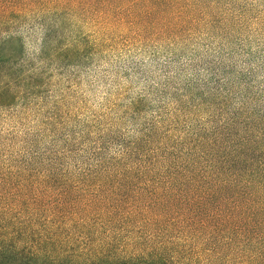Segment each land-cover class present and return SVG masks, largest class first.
I'll return each instance as SVG.
<instances>
[{
    "label": "rangeland",
    "instance_id": "1",
    "mask_svg": "<svg viewBox=\"0 0 264 264\" xmlns=\"http://www.w3.org/2000/svg\"><path fill=\"white\" fill-rule=\"evenodd\" d=\"M11 1L32 8L15 33L39 84L0 106V190L81 207L110 165L125 184L111 190L145 196L187 162L234 199L264 197V0Z\"/></svg>",
    "mask_w": 264,
    "mask_h": 264
},
{
    "label": "trees",
    "instance_id": "2",
    "mask_svg": "<svg viewBox=\"0 0 264 264\" xmlns=\"http://www.w3.org/2000/svg\"><path fill=\"white\" fill-rule=\"evenodd\" d=\"M31 11L22 3H0V106L34 93L39 84L34 67L23 63L15 33L20 17ZM49 41L46 33L40 55ZM148 164L137 169L145 172ZM181 169L168 186L141 196L111 190L109 184H125L110 165L97 185L101 194L67 209L64 196L17 185L1 189L0 264H264V241L252 246L264 221V197L226 195L213 165L205 169L207 180L187 162ZM177 175L186 176L185 187L173 184Z\"/></svg>",
    "mask_w": 264,
    "mask_h": 264
}]
</instances>
